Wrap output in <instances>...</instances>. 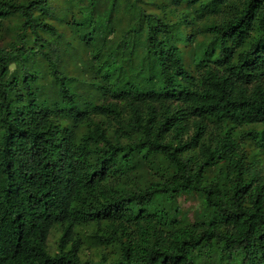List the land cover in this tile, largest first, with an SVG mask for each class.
Masks as SVG:
<instances>
[{
  "label": "trees",
  "instance_id": "obj_1",
  "mask_svg": "<svg viewBox=\"0 0 264 264\" xmlns=\"http://www.w3.org/2000/svg\"><path fill=\"white\" fill-rule=\"evenodd\" d=\"M60 1L0 0V264H264V0Z\"/></svg>",
  "mask_w": 264,
  "mask_h": 264
},
{
  "label": "rangeland",
  "instance_id": "obj_2",
  "mask_svg": "<svg viewBox=\"0 0 264 264\" xmlns=\"http://www.w3.org/2000/svg\"><path fill=\"white\" fill-rule=\"evenodd\" d=\"M173 0H166L162 4H158L157 7H154L159 13L162 14H167L169 17H172L171 10L175 8L173 6ZM53 7L56 9V14L60 15H69L70 10L68 9L67 5L62 3L60 0H53ZM62 24H59V27H61ZM62 28H66L62 26ZM74 68V66H72ZM78 70L79 73L78 75H81L84 78H88V74H86L85 67L82 63H78ZM90 78V77H89ZM81 88L84 90L82 85ZM88 89V88H87ZM83 91L81 90V93ZM244 148L246 149L248 155L250 156V160L252 162H256L258 165H263L264 164V155L261 154L259 151L256 150V148L251 144V143H244ZM180 205H181V211L189 216H194L195 212L199 210L200 208V203L197 199L195 198H181L180 199ZM61 237V231L59 229H56L52 232L50 239L48 241V251L51 255H56L59 252V239ZM80 255L83 261L86 260H98L99 253H98V248L94 245L91 244L88 241H85L81 247Z\"/></svg>",
  "mask_w": 264,
  "mask_h": 264
}]
</instances>
